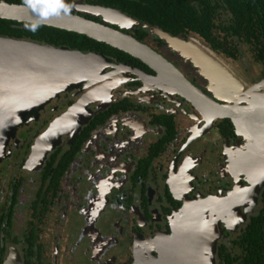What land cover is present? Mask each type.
Here are the masks:
<instances>
[{
    "label": "flooded vegetation",
    "instance_id": "flooded-vegetation-1",
    "mask_svg": "<svg viewBox=\"0 0 264 264\" xmlns=\"http://www.w3.org/2000/svg\"><path fill=\"white\" fill-rule=\"evenodd\" d=\"M76 1L86 3L0 4L46 8L103 24V18L66 6ZM104 25L128 33L160 62L151 57L152 69L134 57L120 61L145 80L128 72L121 74L123 82L116 81L119 74L85 98L83 85L63 93L8 139L0 155V264L10 253L21 264L237 263L264 193L263 188L255 204L250 195L237 196L249 187L253 171V154L244 151L249 141L226 117L234 111L224 109L233 108L238 89L224 93L210 83L211 72L204 73L190 44L199 38L193 33L171 36L137 24ZM199 39L227 62L250 58L254 75L243 73L250 86L264 80V50L253 37L251 43L235 42V56ZM228 72L224 69L223 76L231 78Z\"/></svg>",
    "mask_w": 264,
    "mask_h": 264
},
{
    "label": "water",
    "instance_id": "water-1",
    "mask_svg": "<svg viewBox=\"0 0 264 264\" xmlns=\"http://www.w3.org/2000/svg\"><path fill=\"white\" fill-rule=\"evenodd\" d=\"M66 6L72 11H78L83 15L94 16L98 19L102 18V12L109 11L126 20V27H133L137 24L150 32L154 29L152 26L140 23L137 19H133L119 10L80 3L79 1L66 3ZM15 7L20 12V18L9 17L0 13V19L42 25L83 35L126 53L152 69V65L136 53L159 58L149 47L136 41L128 33H121L104 25H118L107 19H103V24H101L89 21L84 17L46 8ZM53 18H59L62 21L63 19L67 20L63 23L61 21L56 22ZM74 19L82 21L85 25L84 29L66 26L65 23ZM164 35L167 34L164 33ZM139 47L141 49L137 50ZM128 72L139 76V80H145L135 68L115 63L102 54L83 53L79 50L55 47L30 40L0 37V155L8 139L15 135L19 127L24 124L27 125L31 121L33 113L39 111L45 104L59 98L63 93L79 89L82 85L87 90L85 95L89 93L90 96L93 94L92 91L95 90L96 85ZM176 76L181 78L179 74ZM182 80L186 83L185 79L182 78ZM171 81L172 86H181L175 80ZM234 83L235 80L231 78L226 80L228 85ZM239 92L242 98L253 97L250 104L257 98L254 106L248 110L249 113L246 111L245 114L238 115L234 112L233 115L226 116L232 121L237 132L249 141L247 142L249 146L244 151H250L253 154V171L251 175H248L250 185L241 190L240 193L238 192L237 196L250 195L255 204L264 188V80L253 86L245 84V89L239 90ZM111 95L108 94L107 101H110ZM243 103H248V101L244 99L235 106H229L237 108L241 107ZM256 104L260 105L257 106ZM243 107L246 106L243 105ZM255 110L256 113L253 114ZM53 124L49 131H54L61 126L60 122L57 125ZM3 264H21V260L17 254L10 253ZM202 264L214 263L211 260Z\"/></svg>",
    "mask_w": 264,
    "mask_h": 264
},
{
    "label": "trees",
    "instance_id": "trees-1",
    "mask_svg": "<svg viewBox=\"0 0 264 264\" xmlns=\"http://www.w3.org/2000/svg\"><path fill=\"white\" fill-rule=\"evenodd\" d=\"M81 1L119 10L171 36L185 37L193 33L226 56L236 55V41L251 43L252 37L264 50V0ZM14 24L16 26H12ZM0 37L30 40L71 50H96L116 58L119 63L136 61L126 53L83 35L42 25L0 20ZM257 60L262 62L261 54ZM243 238V258L228 264H264V193L260 212L250 220Z\"/></svg>",
    "mask_w": 264,
    "mask_h": 264
},
{
    "label": "rangeland",
    "instance_id": "rangeland-1",
    "mask_svg": "<svg viewBox=\"0 0 264 264\" xmlns=\"http://www.w3.org/2000/svg\"><path fill=\"white\" fill-rule=\"evenodd\" d=\"M190 36L193 37L192 35H190ZM190 41H191V43H190L191 46L195 47V50H197L198 54L201 56V57H199L200 61L198 64L203 69H205L204 73L206 75L208 74V72H211L210 77H212V79L209 78V81L211 84L215 85V87L218 90L222 89L225 93L226 90H229V87L238 89L236 92L237 93L236 97H237L239 90H244L245 84L249 85V83L247 81L248 77L246 78L245 77L246 75H244L243 73H246L248 75L249 74L254 75V74H252L254 71V69L252 67H255V66L251 65L250 58H247L245 61L230 63V62L225 61L222 57H220V56L216 55L215 53L209 51L204 46V44L201 42V40L199 38H197L196 36L193 38V40L191 39ZM181 44H183L184 47H188V42L181 43ZM191 46H189V47H191ZM182 48H183V46L181 47V49ZM208 57H210L214 62L210 61L208 59ZM217 64L219 65V67ZM224 69L226 71H229L228 74L231 76L232 79L235 80L234 84H231V85L226 84V80H228V78L223 76ZM215 74H216V76H215ZM213 76H215V77H213ZM125 78H126L125 75H120L117 78V80L115 77L106 83L96 85L94 87V89L100 90L102 86L111 85V84H113L112 82L115 80L123 82L125 80ZM233 93L229 91L228 95L233 94Z\"/></svg>",
    "mask_w": 264,
    "mask_h": 264
},
{
    "label": "bare ground",
    "instance_id": "bare-ground-1",
    "mask_svg": "<svg viewBox=\"0 0 264 264\" xmlns=\"http://www.w3.org/2000/svg\"><path fill=\"white\" fill-rule=\"evenodd\" d=\"M0 13L1 14H6V15H8L9 17H18V18H20V12H19V10L17 9V7H12V6H7V5H4V4H0ZM106 16V17H105ZM102 18L103 19H107V20H109V21H111V22H113V23H116V24H120V23H122V24H126L127 25V21L126 20H124L123 18H121L119 15H115V14H113V13H110L109 11H105V12H102ZM53 20H55L56 22L57 21H61V22H65L67 19H63V21L61 20V19H59V18H53ZM66 24V26L67 25H69V26H72V27H74V28H79V29H84V27H85V25H84V23L82 22V21H77V20H69L67 23H65ZM98 28V27H97ZM96 28V29H97ZM113 37V36H112ZM114 38V37H113ZM123 39V38H122ZM129 41V40H128ZM141 48L139 47L137 50H140ZM136 55H138L139 57L141 56L142 58H144L147 62H149L152 66H155V64H154V61L152 60V59H150L151 57H153V56H151V55H148V56H146L145 54H138V53H136ZM154 58V57H153ZM210 61H213L210 57L208 58ZM160 62L159 60H158V58H156L155 57V62ZM214 62V61H213ZM158 66H156V68H157ZM158 70V69H157ZM158 73H159V78H161V76H160V71L158 70ZM112 79V78H111ZM111 79H108L107 81H104V82H102V84L103 83H106V82H108L109 80H111ZM105 86H102L101 88H104ZM95 92H98V90H94V91H92V93H93V95H94V93ZM92 95V94H91ZM90 95V96H91ZM198 95V94H197ZM87 96H89V93H87L85 96H84V98L85 97H87ZM96 96V95H95ZM237 96H239L240 98H242V96L240 95V92H238V95ZM248 97H252V96H247L246 98H242V100L244 101V99H246V101H248V103H249V105L248 106H246V107H243V106H241V107H237V108H229L228 106L227 107H224V109L225 110H229V109H232L235 113H237L238 115H241V114H245V112L246 111H248L251 107H253L254 106V104L256 103V101H257V98L253 101V103L252 104H250V102L252 101V100H248ZM239 98V99H240ZM237 100V101H235V102H232V104H234V105H237V103L238 102H240V101H242V100ZM258 99H260V98H258ZM259 101V100H258ZM257 105V104H256ZM260 104H258L257 106H259ZM248 113H249V111H248ZM256 113V110L253 112V114H255ZM187 207V206H186ZM203 263V261H196V264H202Z\"/></svg>",
    "mask_w": 264,
    "mask_h": 264
}]
</instances>
